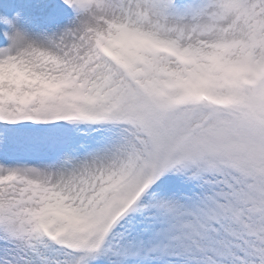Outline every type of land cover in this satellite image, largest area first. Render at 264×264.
Here are the masks:
<instances>
[{
	"label": "snow or ice",
	"instance_id": "obj_1",
	"mask_svg": "<svg viewBox=\"0 0 264 264\" xmlns=\"http://www.w3.org/2000/svg\"><path fill=\"white\" fill-rule=\"evenodd\" d=\"M0 264H264V0H0Z\"/></svg>",
	"mask_w": 264,
	"mask_h": 264
}]
</instances>
